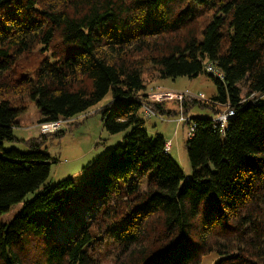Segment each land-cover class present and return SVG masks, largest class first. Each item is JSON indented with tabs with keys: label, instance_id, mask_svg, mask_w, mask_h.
Masks as SVG:
<instances>
[{
	"label": "trees",
	"instance_id": "16d2710c",
	"mask_svg": "<svg viewBox=\"0 0 264 264\" xmlns=\"http://www.w3.org/2000/svg\"><path fill=\"white\" fill-rule=\"evenodd\" d=\"M37 48V68L15 78L17 61ZM153 73L206 74L217 95L203 106L235 113L223 132L213 118L188 121L191 178L167 140L146 130V109L178 114L150 100ZM109 94L97 111L104 129L126 135L109 154L95 215L62 243L49 228L69 198L55 193L74 182L47 185L58 160L41 147L65 132L24 141L26 152L4 143L17 140L23 97L41 125L88 114ZM196 103L186 99L184 113ZM18 204L12 222L0 220V264H105L103 245L113 247L111 264L211 255L215 264H264V0H0V217Z\"/></svg>",
	"mask_w": 264,
	"mask_h": 264
},
{
	"label": "rangeland",
	"instance_id": "374dc122",
	"mask_svg": "<svg viewBox=\"0 0 264 264\" xmlns=\"http://www.w3.org/2000/svg\"><path fill=\"white\" fill-rule=\"evenodd\" d=\"M42 58L43 55L39 48L22 56L15 65L14 77L31 73L37 68ZM145 77V82L148 84L147 93L156 95V98L150 100L158 103L165 101L168 111L178 112L177 115L166 113L163 116L146 120V130L151 137L161 135L167 141H172L173 152L171 155H173L184 174L191 178L192 169L185 147L189 131H191V124H188V121L179 123L178 119L181 114L190 120L192 117H215L212 109L204 107L203 103H209L217 95L216 85L213 79L206 74L194 79L186 77L160 79L158 73ZM190 93L196 96L203 94L204 98L198 100L201 101L202 105L196 103L188 106L187 112L184 113L183 102L178 101L180 100L179 96L183 95L185 100L191 101ZM111 102L112 96L109 94L88 114L70 120L57 121L61 123L60 129L65 132V135L59 139L51 138L50 135V139L48 138V141L41 147L42 151L58 160L52 166L47 185L55 187L58 183L67 179L74 182L73 186L55 193L56 198H69V202L63 211L64 216L58 218V221L53 222V226L49 228L50 233L62 243H67L70 236L78 232L83 224L95 215L96 209L94 207L96 205L97 208L100 205V198L107 183L109 154L117 145L123 142L126 135V133L110 135L104 129L101 116L97 111ZM19 104L24 107V110L18 118V126L14 131L17 140L4 143V150L7 151L17 149L26 152L28 148L24 141L43 135L42 124H38L40 114L35 103L29 98L23 97L18 100ZM34 197L35 194H30L25 200L30 201ZM22 206L23 204L13 206L8 213L0 217L1 222L4 224L12 222ZM111 248L113 247L103 245L99 255L105 264L112 263L113 252ZM216 261L217 257L211 255L205 257L202 264H215Z\"/></svg>",
	"mask_w": 264,
	"mask_h": 264
},
{
	"label": "built area",
	"instance_id": "2783aa9c",
	"mask_svg": "<svg viewBox=\"0 0 264 264\" xmlns=\"http://www.w3.org/2000/svg\"><path fill=\"white\" fill-rule=\"evenodd\" d=\"M205 70L208 73H212L213 75H216L219 78H222V75L220 73V71H218L213 65L209 64L205 67ZM190 96L192 97V99H197V100H201L204 98L203 94H200L198 96L193 95L190 93ZM150 99H154L156 98L155 94H152L149 96ZM178 100L180 103L185 101V98L183 97V95L179 96ZM159 101V100H158ZM235 113L233 110H228V109H224V111L220 114H218L215 118H214V125L216 128H220V131H224L226 129V127L228 126L229 121L231 120L232 117H234ZM145 116L148 119H151L152 117H157L155 113H153L152 111H149L146 109L145 111ZM190 119L186 118L183 114H181L180 118L178 119L179 123H183V122H187ZM61 127V123L60 122H56V123H46V124H42L41 125V129L43 131V134H49V133H53L56 132L58 130H60ZM193 132H194V125L191 124V131H189L188 134V138H191L193 136ZM166 150L168 152H171L172 150V141H167L166 143Z\"/></svg>",
	"mask_w": 264,
	"mask_h": 264
},
{
	"label": "crops",
	"instance_id": "0c3cea01",
	"mask_svg": "<svg viewBox=\"0 0 264 264\" xmlns=\"http://www.w3.org/2000/svg\"><path fill=\"white\" fill-rule=\"evenodd\" d=\"M150 89H152L151 87H150ZM153 93V92H152ZM151 94V93H150ZM173 152V149L171 150V153ZM172 157H173V155H171ZM187 177H189L188 175H186Z\"/></svg>",
	"mask_w": 264,
	"mask_h": 264
},
{
	"label": "clouds",
	"instance_id": "9594fccd",
	"mask_svg": "<svg viewBox=\"0 0 264 264\" xmlns=\"http://www.w3.org/2000/svg\"><path fill=\"white\" fill-rule=\"evenodd\" d=\"M216 116H217V115H216ZM216 116H215V117H216ZM215 117H213V120H214ZM168 141H170V140H168Z\"/></svg>",
	"mask_w": 264,
	"mask_h": 264
}]
</instances>
